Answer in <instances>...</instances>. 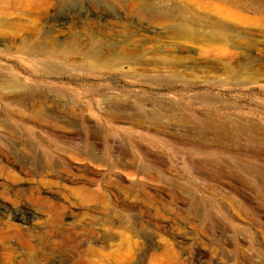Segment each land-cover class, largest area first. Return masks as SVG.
Segmentation results:
<instances>
[{"label":"rangeland","instance_id":"obj_1","mask_svg":"<svg viewBox=\"0 0 264 264\" xmlns=\"http://www.w3.org/2000/svg\"><path fill=\"white\" fill-rule=\"evenodd\" d=\"M148 1L181 14L136 0H0V91L49 99L34 118L0 98V160L94 235L50 237L49 213L25 191L0 189L2 224L51 241L48 264H77L86 242L117 264H264V137L222 143L198 121L264 135V0ZM80 187L96 199L81 203ZM8 253L0 245V264Z\"/></svg>","mask_w":264,"mask_h":264},{"label":"bare ground","instance_id":"obj_2","mask_svg":"<svg viewBox=\"0 0 264 264\" xmlns=\"http://www.w3.org/2000/svg\"><path fill=\"white\" fill-rule=\"evenodd\" d=\"M136 2L141 7H144L147 9H152V10L155 9L156 10V7H158V8L160 7V8H162L163 16H167L170 19H177L179 17V15L181 14L180 9H178L177 7L163 6V5H157V4L155 6V3H152L151 1H148V0H136ZM3 17H4V15H3ZM0 23L6 24V21L1 20ZM217 24H222V23L217 22ZM179 36L180 35L176 34L175 38L178 39ZM156 45H157V43H156ZM160 56H158V57H160ZM187 57H188V55H187ZM26 96L29 97L28 104H25L22 100L23 97H26ZM0 98H1V100H3L6 103V108H7L8 113H12L13 115H15L19 112L25 111L29 115L34 116V118H39V117L45 115L43 108L46 105V103L49 102L48 97H46L44 95H37L36 93L34 94L31 91H24L23 93H21V96H19V95L10 93V92H6V94H5L3 92V90L1 89ZM110 117H111L110 114H106V118H110ZM130 120L132 121L131 125L133 127H135L136 125H135V123H133V120L132 119H130ZM198 121L200 122V124L203 127L206 128V131L208 134L211 133L210 135L213 136L211 138L214 139L216 137L217 139L220 140L219 142H222V143H226V140L229 141L228 138H230V136L232 134H234L233 135L234 138L236 136V139L239 141L241 139L245 138V139H243L245 144H250L251 142L259 141L260 139H263V137H264V135L262 133L258 134L256 132L255 128L249 127L248 125H246V123L239 122V121L235 123L236 124L235 130L231 131V132L228 131L229 123L226 120H219L217 118H214V119L213 118H208V119L206 118V119H200ZM52 122L54 123V120ZM55 124L57 126H59L60 128H63V124L59 123L58 121H55ZM5 127H6V124L0 119V128L4 129ZM248 132H251L253 135L248 136V134H247ZM230 133H232V134H230ZM240 137H242V138H240ZM211 138L208 140H211ZM187 144L192 145V143H190V142H188ZM31 153H32V151L28 148H22V149L10 148V149H7V154L17 156V157L21 156L22 154H26V155L31 157ZM2 154H3V151L0 149V157H3ZM95 160L97 161V159H95ZM120 160H121V162H123V164H121V167L122 168L127 167V165L129 164L128 159L122 158ZM20 163H25V164H22L25 167H27V165H28V163L26 161H21ZM36 164H38V163H36ZM7 167L8 166H5L4 163L0 160V189L7 191V193L13 194V196H15V197L20 192L25 191L30 195L31 199H33L35 204L41 206L45 210V212L49 213V215L51 217V223L49 225H47V227H48L49 232H51L50 237H53V238L64 237V238H66L69 236L68 234H69L70 230H73L75 233H77V231L79 229H80V231L81 230L86 231L88 234L91 233L92 236L94 235L93 229H89V228L86 229V227L78 226L75 224V221L68 223V224L64 223V220L62 219V215L57 211L54 212L53 205H52V202L50 200L39 197V192L36 190V188H31V187L30 188H24L26 186V184H24L20 180H18V178L15 176V174H13L11 171H9ZM74 194L77 196L79 201L81 203H84V204L93 202L94 199H96V197H97L96 192L87 188V187H80V188L75 189ZM17 200H18V198H17ZM13 203H14V201H13ZM27 212H28L27 210L24 211L25 214H28ZM84 215H85L84 213H80L78 216L83 217ZM20 221L25 222L24 224H28L30 220L27 219L26 217H21ZM2 223H3V220L0 219V225H1L0 226V245L2 247V250L9 252L8 253L9 258L10 259L13 258L12 260H14L18 254V252H17L18 247L17 246L21 247L25 251L26 257L24 258V260L18 261L15 259V261H13L11 264H48L46 262L42 263L41 260H43L42 258H45V256H48V254H49L48 252L51 251L50 250V246L52 244L51 241H49L48 239H44L43 237H39L38 239H36V241H33L32 237L27 238V234L23 233L22 230H20L17 226L10 225V224L6 225V224H2ZM107 224H109V222H105L104 226H106ZM68 227H70L71 229H69ZM140 228H142V227H140ZM24 229H27V228L25 227ZM127 230H129V228ZM131 232L134 235H137V233H138L136 228L131 229ZM110 239H111V236L109 234H107L105 236V241L109 242ZM78 252H79V258H78L77 264H117L113 260L112 261L109 260L111 258H109L108 255L104 256L100 251H98L93 246L92 243L86 242L82 246V248L80 247Z\"/></svg>","mask_w":264,"mask_h":264}]
</instances>
